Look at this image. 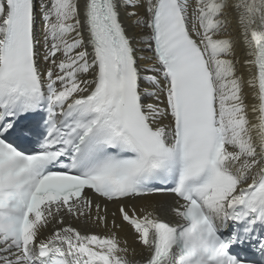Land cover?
I'll use <instances>...</instances> for the list:
<instances>
[{"label": "snow or ice", "instance_id": "1", "mask_svg": "<svg viewBox=\"0 0 264 264\" xmlns=\"http://www.w3.org/2000/svg\"><path fill=\"white\" fill-rule=\"evenodd\" d=\"M0 264H264V0H0Z\"/></svg>", "mask_w": 264, "mask_h": 264}, {"label": "bare ground", "instance_id": "2", "mask_svg": "<svg viewBox=\"0 0 264 264\" xmlns=\"http://www.w3.org/2000/svg\"><path fill=\"white\" fill-rule=\"evenodd\" d=\"M129 239H131V238L129 237Z\"/></svg>", "mask_w": 264, "mask_h": 264}]
</instances>
